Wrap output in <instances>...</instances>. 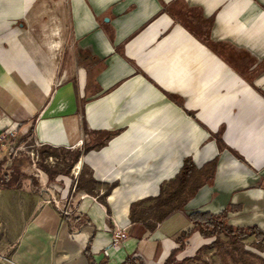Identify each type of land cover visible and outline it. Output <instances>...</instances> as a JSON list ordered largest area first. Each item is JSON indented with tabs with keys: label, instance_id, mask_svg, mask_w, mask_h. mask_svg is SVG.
<instances>
[{
	"label": "crops",
	"instance_id": "0c3cea01",
	"mask_svg": "<svg viewBox=\"0 0 264 264\" xmlns=\"http://www.w3.org/2000/svg\"><path fill=\"white\" fill-rule=\"evenodd\" d=\"M37 1L0 0V131L32 127L58 174L1 145L16 182L0 189V264H164L194 211L264 232V0H45L61 26L49 39L26 26ZM185 157L199 168L217 157L212 182L154 230L132 223L130 204ZM82 171L92 192L75 189ZM117 227L127 237L112 246ZM213 240L193 231L177 261L210 264L209 250L261 264L220 256ZM242 243L264 260L254 234Z\"/></svg>",
	"mask_w": 264,
	"mask_h": 264
},
{
	"label": "trees",
	"instance_id": "16d2710c",
	"mask_svg": "<svg viewBox=\"0 0 264 264\" xmlns=\"http://www.w3.org/2000/svg\"><path fill=\"white\" fill-rule=\"evenodd\" d=\"M33 128L30 127L27 133L21 136L17 144H21L27 140L32 134ZM218 148L223 149V142L221 140V134L217 133ZM41 160L45 157L42 152L39 153ZM70 155V153H68ZM80 156V152L74 153L71 158L69 167L74 164ZM4 159H0V189L6 187H12L16 182L15 176H10V173L3 168ZM41 167L50 173V178L53 179L58 171L50 172L46 167L39 163ZM217 165V157L206 162L200 168L197 167L191 157H185L182 161V165L176 175L163 181L159 187V193L156 196L145 197L136 200L130 204L129 207V219L133 222H139L143 224L148 230H154L157 223L164 220L171 213L182 210L184 205L196 194L200 187L212 182L215 169ZM96 183L91 177H85L83 171L79 174L76 180L75 189H85L88 192H92L88 186H93ZM108 189L104 191L103 195L98 196L100 201L104 202ZM188 218L192 223V228L187 232H182L179 236L180 245L177 249L171 251L164 264H181L177 261L176 253L184 249L185 239L193 232L197 231L202 237L210 238L214 240L210 244L214 246L216 252L220 256L229 255L233 261L241 260L243 263H250L245 261L241 256L243 253H247L256 257L261 264H264V260L257 256L248 253L244 250V244L242 240L254 234L258 243L256 244L258 249L264 248V232L256 227H233L226 221V214L224 212L218 214H212L207 211H194L188 214ZM225 234L228 236V240H222L219 235ZM85 253L90 259L89 243L85 248ZM136 259L130 256L120 264H136ZM90 264H95L90 261ZM106 264V263H101Z\"/></svg>",
	"mask_w": 264,
	"mask_h": 264
},
{
	"label": "rangeland",
	"instance_id": "374dc122",
	"mask_svg": "<svg viewBox=\"0 0 264 264\" xmlns=\"http://www.w3.org/2000/svg\"><path fill=\"white\" fill-rule=\"evenodd\" d=\"M35 12V16L33 21H27V25L26 26H33L35 29H40V35L41 33H44L43 35L40 36V38H52L53 33L55 32L56 29L61 28L60 23L57 20L53 19V11L54 8L52 7V4L49 3L48 1L45 0H39L36 2L35 4V8L33 10ZM2 25L1 21H0V26ZM58 37V36H57ZM39 38V36H38ZM0 78H1V74H0ZM6 129H2L0 131V134H4ZM5 135V134H4ZM21 138L20 133H15V137H10L5 136V138H3L4 142L8 145H11V143H13L14 146L16 147H20L18 149L15 150V152H21L24 155L30 157L31 161H33L34 165L36 162H41L43 161V159L41 160L40 158V151L38 150V146L35 145L33 146V142L32 140H26L25 142L21 143V144H17V142L19 141V139ZM4 168V167H3ZM6 169V168H4ZM203 252V256L206 257L207 261L210 264H221L220 260L217 256H215L214 253H212V251L209 250H204ZM201 255V257H202ZM195 264H199V262L195 263Z\"/></svg>",
	"mask_w": 264,
	"mask_h": 264
},
{
	"label": "built area",
	"instance_id": "2783aa9c",
	"mask_svg": "<svg viewBox=\"0 0 264 264\" xmlns=\"http://www.w3.org/2000/svg\"><path fill=\"white\" fill-rule=\"evenodd\" d=\"M5 135L4 134H0V148H1V145L4 143V140L3 138H5V136H10L11 138L12 137H15V129L13 127H10V128H7L5 131H4ZM20 147H16V149H18ZM67 198V194H64L63 192H61V195L59 197V199H66ZM59 199L55 198V197H52V202L57 206L59 207ZM61 212L63 214H67L68 213V210H67V207L65 205H63L61 207ZM127 237V233H126V230L122 227H117L113 234H112V239H111V245L112 246H115L116 244L122 242L125 238Z\"/></svg>",
	"mask_w": 264,
	"mask_h": 264
}]
</instances>
